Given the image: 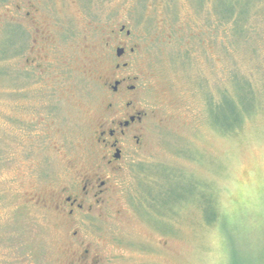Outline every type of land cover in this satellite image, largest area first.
Returning <instances> with one entry per match:
<instances>
[{"label":"rangeland","instance_id":"1","mask_svg":"<svg viewBox=\"0 0 264 264\" xmlns=\"http://www.w3.org/2000/svg\"><path fill=\"white\" fill-rule=\"evenodd\" d=\"M236 1L250 2L244 51L212 12L231 0H0V264H84V248L88 264H264V0ZM122 25L137 46L126 72L154 118L119 164L112 201L70 223L51 199L98 162L97 108ZM231 71L259 104L223 135L205 100ZM145 187L173 212L150 209ZM201 198L225 228L205 224Z\"/></svg>","mask_w":264,"mask_h":264},{"label":"flooded vegetation","instance_id":"2","mask_svg":"<svg viewBox=\"0 0 264 264\" xmlns=\"http://www.w3.org/2000/svg\"><path fill=\"white\" fill-rule=\"evenodd\" d=\"M26 15L31 16V12ZM130 34L123 25L118 29L116 61L111 67L115 77L104 82L102 102L97 108L101 112L97 115L94 134L98 162L82 168L76 176L66 180L51 199L52 209L64 215L70 223L102 210L112 201L118 192L113 176L122 170L119 164L131 149L135 152L142 149L148 126L154 118V110L148 109L143 98L145 90L143 85L140 86L139 76H130L126 72L129 68L126 58L133 56L137 47L129 45ZM71 234L78 239V232ZM82 245L80 242L79 246ZM81 252L79 258L88 264L89 249L84 248Z\"/></svg>","mask_w":264,"mask_h":264},{"label":"trees","instance_id":"3","mask_svg":"<svg viewBox=\"0 0 264 264\" xmlns=\"http://www.w3.org/2000/svg\"><path fill=\"white\" fill-rule=\"evenodd\" d=\"M201 3L202 0H199L198 6ZM224 6L226 7L223 9ZM212 12L218 17L221 26L228 29L226 26L230 24L229 35L232 40L240 41L238 45L240 51H244L246 48L249 49V38L245 34L247 29L244 27V23L250 16V2L245 1L244 4H241V2L237 3L236 0H231L229 4L224 5L215 3ZM232 42L235 43V41ZM245 45L247 47L244 49ZM235 47L237 48V44ZM250 52L253 56L256 54L255 50L250 49ZM230 73V85L227 89L219 91L215 101L209 95H206L205 100L207 114L212 126L223 135H230L237 132V130H241L245 120L252 115L259 104L257 90L255 91L253 88L251 80L239 71H231ZM149 187L144 188V198L146 199L143 198L148 207L155 209L159 214L173 212L175 204L165 203L160 198L149 195L146 191ZM201 201L205 203V206L200 205L205 224L212 225L217 222L221 229L225 228V223L220 222L217 218L218 215L211 200L201 198Z\"/></svg>","mask_w":264,"mask_h":264},{"label":"water","instance_id":"4","mask_svg":"<svg viewBox=\"0 0 264 264\" xmlns=\"http://www.w3.org/2000/svg\"><path fill=\"white\" fill-rule=\"evenodd\" d=\"M120 54V53H119Z\"/></svg>","mask_w":264,"mask_h":264}]
</instances>
